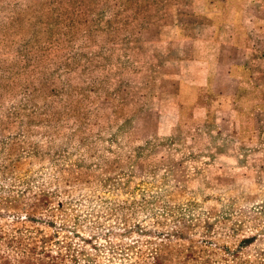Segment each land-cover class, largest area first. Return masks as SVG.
<instances>
[{
    "label": "rangeland",
    "instance_id": "1",
    "mask_svg": "<svg viewBox=\"0 0 264 264\" xmlns=\"http://www.w3.org/2000/svg\"><path fill=\"white\" fill-rule=\"evenodd\" d=\"M71 3L0 0V264H264V0L235 7L241 138L149 133L82 84Z\"/></svg>",
    "mask_w": 264,
    "mask_h": 264
},
{
    "label": "crops",
    "instance_id": "2",
    "mask_svg": "<svg viewBox=\"0 0 264 264\" xmlns=\"http://www.w3.org/2000/svg\"><path fill=\"white\" fill-rule=\"evenodd\" d=\"M70 1L81 6L76 33L69 37L67 25L53 38L74 37L84 52L81 75L97 71L82 84L106 86L107 102L150 119L149 133H188L199 125L238 138L245 133V113L256 111L242 92L251 49L241 40L239 0Z\"/></svg>",
    "mask_w": 264,
    "mask_h": 264
}]
</instances>
